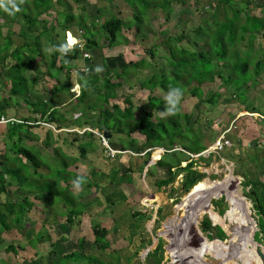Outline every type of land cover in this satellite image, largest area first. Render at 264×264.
Instances as JSON below:
<instances>
[{
  "label": "rangeland",
  "instance_id": "obj_1",
  "mask_svg": "<svg viewBox=\"0 0 264 264\" xmlns=\"http://www.w3.org/2000/svg\"><path fill=\"white\" fill-rule=\"evenodd\" d=\"M34 1L35 0H25V3L21 5V12L17 13L15 16H6L4 18V21L9 23L8 27L11 32H8L5 29L1 30L0 28V73L5 72L8 74L10 72V70L3 71V69H1L4 61L3 57L8 54L7 52H9L10 49L12 52L16 47H18L20 53H17L15 56L12 55L10 58H15L14 62H18L19 66L21 64H29L30 67H26V69H23V67H13L11 69L13 70L12 74H16L18 72V76L21 78L25 77L26 72L35 71L36 76L34 80L25 77V83H23V81H18L17 87L19 89L26 88L30 91V93L39 95L40 98L43 95L42 99L50 97L48 98L50 100L46 107V109H49L52 106L51 103H53L52 98L63 96L65 99H71L72 96V94L68 93V90H66L67 88L61 94L56 93L58 92L60 85L57 82H63V80L61 79L62 76H60L61 72H59L58 67L57 69H50V58L52 52L49 53L46 51V49L52 47L49 42L52 40L54 43H59V45H61L67 40L68 44H73L70 42V32L73 37L80 39L82 43L84 41L80 37V31L78 30L80 23H84L88 26L92 22L93 18H98L100 21L103 20V17H110L111 14H115L123 21L130 19L129 21L132 22L131 16L134 11L130 9L131 7L128 8V6L121 0H80L79 2L76 0H61L60 2H54L51 9L41 12V10H38L35 7ZM249 2L251 3L250 8H252V15L256 14L257 16H262L259 9H256V6L260 5L264 2V0H249ZM50 4H52V1ZM98 9L103 11L104 15L100 14ZM133 9L136 10L137 8L134 7ZM214 10L215 4L210 1L184 0L183 4H177L174 7V12L169 16V18L159 8L154 11H149L145 16L140 33L134 35V29L128 32L124 31V35L128 37L130 41H133L128 45L118 43L109 47L105 44L104 40H102L103 37L100 39V36L97 35L96 38L99 43V48L96 50L93 49L86 51V53L90 56V59H82L80 56L76 60L68 61V63L63 61L64 64L69 67L68 72L70 71L72 73V77L69 73L70 81H72V84H78L79 89L77 88L78 90L76 91V94L80 90L84 89V95L86 96L73 100L74 103L79 104L77 106L78 108L73 109L72 101L70 105L62 108V110L67 109L68 112L73 115V110L82 111L86 114L89 113L88 111H91L94 108L96 109L95 106H100L104 99L103 97L101 99L100 96L105 92L103 80L104 77H107L110 74L109 71L114 69V71L118 72L123 65H129L131 62L138 61L141 58H146L149 61L151 57L149 58L148 55H145L144 49H150L152 48L151 46L154 45L155 48H152L154 57L151 58L152 60L150 59V64L143 66L136 71L129 67V73L126 78L124 77L126 80H124L121 87L113 91L115 99L111 100V103L117 104L120 108H123V100L130 97L134 105L133 113L137 117L139 115L138 109H140V105L144 103L147 95L149 94V91L140 88L139 81L150 77L154 71L158 74L162 69L165 71L167 70V59L170 58L167 49L162 43L166 41V36L180 37L182 33H190L198 25V23L201 22L204 23V25H208L205 24L206 20H209L210 14L213 13ZM219 11L221 12L222 9ZM69 13L74 16V22L68 31L61 29V25L64 21L65 15ZM26 18L29 20L28 22L43 21L41 19L46 20L45 30L42 28V23L37 24V31L39 32L38 41L40 43L38 45V49L35 48L37 43L34 39H32V41L30 40L28 45L21 46L23 41L20 40L18 31L20 29V24L23 25V27L25 26ZM10 23H12L11 26ZM16 23L19 24L16 25ZM25 30L27 31V29ZM34 30L35 28L29 32L34 33ZM95 30L96 27L94 28V31ZM43 31V35L40 34V32L42 33ZM40 35H42L41 39ZM10 38H12L11 45L8 44ZM245 46L246 44L243 42L241 49H244ZM206 48L207 44L201 43L197 47V52L201 50L204 51ZM254 49L258 51L256 53L257 56L261 57V53L264 52V32H261L257 39L254 40ZM30 51H36L37 58H28L26 56V52ZM9 55H11L10 52L8 56ZM37 55L39 57H43L42 60L45 61L40 62ZM58 58L60 59V54ZM8 60L9 59H7V61ZM35 60H38V62ZM95 65H102L105 68V71L98 74L99 81H97L95 85L88 83V87L83 88V81L81 80L82 75L80 74L84 73L88 66ZM31 67L33 68L31 69ZM37 67H40L42 70L41 72H43L44 75H39V70H35ZM28 68L30 69L28 70ZM46 69L47 72L45 71ZM38 76L44 78L46 77V81L48 82L41 81L37 78ZM111 76H113V78H111L113 83L115 81V77L113 74ZM88 77L89 75H87V81L89 82V80H91V76L90 78ZM4 81H7V79L0 78V88L3 87ZM55 81L56 83H54ZM212 86L214 87L215 85L208 84L203 87L207 88ZM34 88H37L38 90L35 91ZM159 92V88H155L153 91L154 95H161L164 97V94ZM108 97L110 98L109 95ZM239 98L242 104L245 105V108H254L260 114L256 111L251 112V110H249L250 113L258 114L264 117V84L263 88L260 89L256 87L255 90L250 91L247 95L242 97L240 96ZM37 99L38 98H36V100ZM42 101L43 100H39L36 108L30 107L32 109L31 111L34 112V110H38L42 113ZM240 105L241 103H239L237 97H232L230 99L225 97L224 94V96L219 99H213L212 105H201L197 99L192 98L182 103V109L193 112V116L190 121H197L198 123L196 122L195 124L196 127L201 125L200 130L202 133H205V139H203V141H208L212 132L206 128L205 124H207L210 120L216 123L217 119L221 116V114H223V111H231V109L236 106L239 108ZM108 108H111V105L108 106L102 104V110H107ZM94 113L95 115L98 114L96 110ZM246 113L248 112H246L243 107H240L237 116L233 121H236L237 117H247L250 121L252 120V122L255 123H244L240 127V131L243 130V134L240 133L239 130L236 134L234 131L229 130L230 132L224 136L221 144L219 143L221 145L220 150H215L213 153L209 154V156L206 155L202 158L198 157V164L196 168L199 173H197L199 178L196 179V185L190 190L185 189L181 173L176 174L174 179L175 181L167 188L158 189L155 186V181L157 179L154 176L156 174V166L157 168H160L161 166L163 168H167L168 165L176 166L179 158L181 159L182 156L179 153L172 154L166 152L161 157L163 158L161 163H156L152 169L151 164L148 163L146 165V161H148L146 158L147 155L141 156V153H137L139 150L135 147L124 145L122 141L127 140L128 136L126 137L125 135V137H119L115 134L117 132L114 131L109 132L111 135L109 137L111 142L109 141V143H107L112 149H118L122 152L121 154L117 153L114 158L109 157L108 150H103V148L106 147L103 145L102 140H100L97 136L93 138L87 135L85 136L86 139L84 137L83 140H81L78 135L75 137L77 141L70 147H67V144L63 142L65 135L56 134V137L58 138H55L54 140V136H52L54 134L51 132L52 135H48V130H45L46 135L43 137V140L38 139L34 135L31 136L32 140H35L38 143H43V147L46 148L51 146L52 143L54 145V141L59 146L69 148L65 156L62 157V159L66 161V166L63 167V162L60 159L59 161L57 158L53 161H48L53 159L52 151L49 149L40 150L34 147V145L30 146L25 144L21 133L26 134L27 131H25V126L21 125V127L16 129L12 140L16 143L15 148L18 149L17 152L19 154V158H23L20 149L24 147L39 161H41L40 165H42V167L47 166L48 169L46 171H42L43 169L38 168L36 169V173L33 174L29 168V163H27V165H29L28 168L24 169L21 164L18 166L23 169V171L16 174L14 178H7V182L9 184L14 181L18 187V196L15 198V201H20L26 211L28 208H33L35 205H38L40 208L32 212L31 215H29L31 212L30 210V212L25 216L19 212L17 213L18 216H15L13 210L15 211L16 208L12 209L9 205L5 207L4 204H0V213L5 214L4 217H0V235H4L0 241V251L10 255L11 259H9V262L11 260V263H14L15 261L20 264H35V261L23 262L18 258L20 254H24L25 257L29 256L26 254V245L28 244L34 251H36L34 259H38L40 263L47 264L48 262L46 259L50 251V246H48V238H43L46 233V235H50L49 242L55 245L53 248V251L55 252V259H59L65 253L68 254L76 252L79 249L77 245V243H79L78 239L83 238L84 243L78 252L86 254L85 256L92 255L95 258H99L100 264H103L104 262L106 264H146L145 259L147 254L153 251L157 246H159L162 250V264H221L217 263V260L213 257V255L207 252V244L219 245L220 243H227L228 241L225 230L222 229V237L215 231V227L219 226L215 223V214H219L222 211L221 215H225L230 207L226 195L230 196L229 200L231 199L232 202L235 198L234 201L236 204L243 205L247 216L246 220L249 224L251 232V240L255 246L261 247L263 251L264 246L254 242L253 240L254 234L258 231V216L253 211L251 204L244 196L242 183L247 178L264 181V136L262 134L264 124L262 123L263 121L261 122L260 118L255 116L248 117ZM140 114L142 113L140 112ZM8 116L21 118L17 113L9 114ZM74 119H78L81 123L86 120V118H79V116L73 118V120ZM115 119V121H117L116 116ZM113 120L114 119H112V121ZM90 122L91 121L88 123L90 124ZM93 124H95V122H93ZM121 125L126 127L125 122H122ZM133 126L136 127L137 123ZM102 128L103 126L101 129ZM85 129H75V131H78L81 134ZM228 129H230V126ZM244 129H248V131L245 133ZM49 130L55 131L50 128ZM137 134L138 133L132 134L130 137H134ZM220 135L221 134H219V136ZM91 139L94 141L95 139L98 140L95 142L93 141L89 147H86L88 153L86 152L85 157H87L86 155L90 153L91 156L87 158L89 160L91 159L92 162H86L85 164L84 161L78 160L79 157L77 156L79 155V151L77 145L81 143L78 141H87ZM140 139L141 137H137L138 142H140ZM256 140H261V142L258 143V147L254 144ZM211 144L212 143L209 144L210 148L213 146ZM7 145L11 147V143L9 141H7ZM231 148L233 149L231 150ZM146 149L140 150L139 152H143ZM255 155L257 157L256 162L253 161ZM6 157H8V154ZM75 161H80V163H75ZM98 163L102 164V167L96 168ZM255 163H261L262 166L256 167ZM91 165L92 168L98 169L97 171L102 170L105 165H108L109 175L107 178H104L103 181H98L100 179V175H97L95 172V174L92 175V178H90V176L88 178V176L84 175L87 178V183L83 186L82 192L76 193L72 189L71 185V180L75 178L74 172L79 173V175L86 174V172H84L85 169L87 171L88 166ZM119 165H123L122 171L119 172L125 177V173L130 174V172L128 173L127 171L136 170L138 173H141L144 169H146V173L149 174L152 169L154 175H151L150 178L145 177V181H143L141 174L138 175L137 178H140V181L134 179L131 185H122L121 188L122 191H124V194H119V192H121L120 185L122 181H117L118 186L115 184V181H109L110 178H113L111 177L113 171L112 168H116ZM108 167L105 168L106 173H108ZM57 169H59V171ZM161 172H163V174H161L162 177H166V173L163 169L160 170V173ZM161 175L159 177H161ZM132 177H135V175L133 174ZM185 177L186 174L184 175V179ZM227 177H230V179L228 180ZM137 191L140 192L138 196H136L138 193ZM41 196L43 197V204L39 201L34 203V200H39ZM9 197H11V195H9ZM67 200H71L74 203L77 211L82 213L86 211L83 215L74 218V223L71 227L65 223L66 216L64 210H67V206L70 205V201L67 202ZM213 201L218 202V205L214 206L212 204ZM0 202L2 203V200H0ZM182 203H186L187 207H191L193 209L197 204L210 206L211 212L209 214L206 210L197 212L194 214V220L190 222V213L186 212ZM26 211L23 212V214H25ZM49 213L54 216V219L58 221L57 223H62L61 227H58V224L55 222L53 223L56 225L55 227H58V229L54 232L52 229L53 226L49 225V221H47L43 227L40 226V221L47 217ZM19 216L20 220H18ZM228 217H236L233 209H231L228 213ZM170 218H173V222L167 224V221ZM204 220L209 222V227L214 230V233H211V230L209 231L206 226H203ZM92 224H101L108 228L106 241L109 248L103 252L98 250L93 245L94 235L91 231ZM114 225L117 226L116 229L114 228ZM39 230H42L43 233ZM36 231H39L36 233L37 235L35 234ZM28 232L33 233V235H30ZM11 235H20L21 239L27 237L28 241H19L20 243H15ZM62 235L67 237L69 241L67 240L68 242L65 243L61 242L63 240H60L59 237H62ZM215 237L219 240L215 239ZM11 245L15 248V251L13 248L12 250L10 249ZM18 247L20 250H25V252H20ZM231 260L235 264H239L238 259L233 258ZM84 261H79V263L74 264H86V261ZM229 262L230 261H228V263ZM2 263L6 264L7 262ZM63 264H72V260H64Z\"/></svg>",
  "mask_w": 264,
  "mask_h": 264
},
{
  "label": "trees",
  "instance_id": "obj_2",
  "mask_svg": "<svg viewBox=\"0 0 264 264\" xmlns=\"http://www.w3.org/2000/svg\"><path fill=\"white\" fill-rule=\"evenodd\" d=\"M51 1L52 4H50ZM60 1L61 0H35L34 2L35 7L38 10H41V12H44L51 9L54 2L56 3ZM76 1L79 2L80 0ZM121 1L124 2L128 8L131 7L130 9L134 11L131 16L132 22L129 21L130 19L123 21L115 14H111L110 17H103V20L100 21L98 18H93L92 22L88 26H86L84 23H80V25L78 24L80 37L84 41L83 51H90L93 49L96 50L99 48V43L96 38L97 35L100 36V39L103 37L102 40H104L105 44L109 47H112L118 43L128 45L133 41H130L128 37L124 35V31L128 32L134 29V35L140 33L145 16L149 11H154L159 8L169 18V16L174 12V7L177 4L184 3V0ZM207 1L215 4V10L210 14L209 20H206L205 24L208 25H204L202 22L198 23V25L190 33H182L180 37L166 36V41L162 42L164 47L167 49L170 58L167 59V70L165 71L162 69L158 74H156L157 72L154 71L150 77L141 79L139 81L140 88L149 91V94L147 95L144 103L140 105V109H138L139 115L137 117L133 113L134 106L130 97H127L123 100V103L125 104L123 108H120L117 104H112L110 109L108 108L107 110H102V104H107L109 106V100L115 99V94L113 91L122 86V83L124 80H126L125 78L129 73V67L136 71L139 68L150 64V59L154 57L152 50V48H155L154 45L151 46L152 48L150 49H144L145 55H148L149 58L151 57L149 61L146 58H141L138 61L131 62L129 65H123L118 72L114 71V69L109 71L110 74L107 77H104L103 80L105 92L102 94L100 93L101 99L102 97L104 98L101 105L98 107L95 106L96 109L94 108L93 110L88 111L89 113H86L85 117L86 120L81 123L82 126L89 125V127L96 128L98 130H100V127L103 126L108 130L113 129L114 132L126 133V137L128 136V139L122 141V143L130 147H135L137 150H143L146 148H162L165 150V153L169 152L172 154H181V159L179 158L176 166H167V171L170 176L166 179H156L155 186L158 189L167 188L170 186L174 182L173 180L178 173H181L182 177H184L186 174L183 185L186 190L192 189L196 185V179L199 178V173L196 168L198 161H192L190 156L185 155L180 151L174 150L175 147H179L181 150L194 155L206 150L207 147L210 146L209 144H213L218 139L219 134H221L224 129L228 128L230 123L237 116L240 107H243L245 111H256L251 107L250 109L245 108V105L242 104L239 97L247 95L248 92L255 90L256 87L260 89L263 88L264 52L261 53V57L257 56L256 53L258 51L254 49V40L257 39L261 32H264V2L256 6V9L258 8L262 14V16H257L256 14L252 15V8H250L251 3L249 0ZM134 7H136L139 11L137 9H133ZM221 9L222 11L220 12L219 10ZM98 12L104 15L103 11H100V9H98ZM41 20L43 21L28 22L29 20L26 18V24L24 26L25 28L21 24L20 28L21 30L22 28L27 29V32H29L30 30L36 28L37 24L42 23V28L45 30L46 20ZM73 22L74 16L70 13L66 14L61 25V29L69 31ZM95 27L96 30L94 31ZM43 33L44 31L41 34L43 35ZM26 34H22L21 36L26 37ZM42 35H40V39L42 38ZM28 38L29 36L27 34V39ZM30 38L35 40L37 43L35 48L38 49V45L40 44L38 41L39 35L33 34ZM32 39H28V41L23 43V46L28 45ZM243 42H245L246 46L244 49H241ZM49 43H51L52 47L59 46V43H54L52 40ZM65 43H67V41ZM201 43H206L207 48L204 51L201 50L197 52V47ZM8 44L10 45L11 43L8 41ZM71 48L72 51H70L64 58L67 61L76 60L83 53V51L77 47L73 48L72 46ZM17 53H20L18 47H16L11 54L15 56ZM33 53L35 54L34 51H30L28 56L30 59H34L32 58ZM59 54V52L55 51L51 53V70L52 68L57 69L58 66L56 65V62L58 61ZM13 60H15V58H13ZM28 65L29 64H21L19 66L17 64L16 68L23 67V69H26ZM62 65L63 63L59 61L60 68ZM93 68L94 66H88L87 69ZM18 74L19 73L17 72L15 77L16 80L12 81L10 91L11 94L22 97L23 95L27 94V89H19L17 87V82L23 81V83H25L26 79L25 77L20 78ZM112 74L115 77V81L113 83L111 81V78H113V76H111ZM81 75L84 76L86 73H81ZM87 75H89L88 78L91 76V80L88 82L89 84L95 85L96 82L99 81L98 74L94 73V71ZM208 84H214L215 86L207 88L203 87L204 85ZM169 86L181 87L184 91V97L181 101L180 111L176 116L161 118L159 112L164 110V97L161 95H154L153 91L155 88H159L160 92H162V94L165 96ZM84 94V89H82L77 99L86 96ZM224 94L225 97L230 99L232 97H237L241 105L239 108L236 106L235 108L231 109V111H223V114H221V116L217 119L216 123L211 120L208 121L205 126L210 132H212V134L208 141H203V139H205V133L201 132V125L196 127L195 124L197 121H190L193 116V112L182 109V103L194 98L197 99L201 105H212L213 99H219L223 97ZM37 105L38 103L36 105H32V107L36 108ZM42 107L43 112L41 114L43 120H45L48 124H51L55 129H60V123L63 121V118L57 115V110L54 109L52 111H48L46 110V106ZM95 110L98 112L97 115L94 113ZM140 112L142 114H140ZM1 113H3V111L0 108V114ZM82 114L84 115V112H82ZM115 116L117 117V121H115ZM112 119L114 120L112 121ZM89 121H91L90 124L88 123ZM76 122L79 121L77 120ZM93 122H95V124H93ZM122 122H125L126 127L121 125ZM246 122H251L252 124L255 123L252 122V120L250 121V119L247 117H239L235 122H233L235 128L234 130L237 131L239 128V132L243 134V130L240 131V127ZM135 123H137L136 127L133 126ZM19 127H21V124L9 126L8 128L10 130V135L14 136L16 129ZM35 127L48 130V135H52V131L47 127L38 125L34 127L25 126L27 131ZM244 131L246 133L248 129H244ZM135 133L138 134L134 137H130ZM262 134L264 136V129ZM89 136L91 137L92 134L89 133ZM137 137H141L140 142H138ZM76 141L77 139L74 138L73 142ZM92 141L93 140L91 139L90 142H82L78 144L79 155L77 157H85L87 152L86 147H89L90 144L93 143ZM109 141L111 142V139H109ZM259 142H261V140H256L254 144L258 147ZM232 149L233 148H231V150ZM20 152L23 157L29 160L31 159L33 164L37 160V158L24 147L20 149ZM54 152L56 155H58L59 152L57 147L54 148ZM157 153L158 151L153 152L150 155V159L146 161V164H150L152 158L157 159ZM65 154L66 153L59 154V159L63 162V167L66 166V161L62 159ZM256 158L257 157L255 155V158L253 159L254 162H256ZM162 160L163 158H160L157 163H161ZM155 163L156 161L154 164ZM255 164L256 167L262 166L261 163ZM34 168L32 173H36ZM57 170L59 171V169ZM174 170H176L175 173L172 172ZM21 171L23 170L18 168L15 173L18 174L21 173ZM4 175V173H0V195H4L6 193L7 186H9V183L3 179ZM74 175L76 177L79 175V173H74ZM242 185L244 188V196L251 204L253 211L258 216V231L254 234L253 240L254 242L264 246V181L247 178L242 183ZM226 197L230 205L229 210L225 215H219L222 214V211L219 214H215V223L225 230L228 241L227 243H220L219 245L207 244V252L213 255V257L217 260V263L221 264H235L231 260L233 258L238 259L239 264H264V252L262 251L261 247L255 246L251 240V232L249 224L246 220L247 216L245 214L243 205L236 204L234 201L235 198L233 199V202L231 199L229 200V195H226ZM68 201H70V205L67 206V210H64L66 216L65 223L71 227L74 223V218L83 215L86 211L84 213L77 211L75 209L76 206L74 203L71 200H67V202ZM212 204L217 206L218 202L213 201ZM7 205H9L12 209L17 207V210H13L15 216H18V212L24 215L23 212L26 211L25 207L15 200H5L4 206L6 207ZM182 205L186 212L190 213V222L194 220V214L197 212L202 210H206L208 214L211 212L210 206H203L202 204H197L194 209L187 207L186 203H182ZM231 209L234 210L236 217H228V213ZM4 215V213H0V217H4ZM18 220H20V216ZM172 222L173 218H170L167 221V224ZM203 226H206L209 231L211 230V233L214 231L209 227V222L207 220L203 221ZM219 226L215 227V231L222 237L223 232ZM116 227L117 226L114 225L115 229ZM91 231L94 235L93 245L102 252L107 250L109 248L106 241L108 228L101 224H92ZM60 237V240L67 238L63 235L61 238ZM78 242L79 243H77V245L79 249L76 252L65 254L59 259L54 258L55 252L53 251V244H51L46 260L49 262V264H63L64 260H72V264L79 263V261L84 260L86 261H84L86 264H100L99 258H95L92 255L85 256L86 254L79 253L78 251L81 249L84 239L79 238ZM12 248L13 246L11 245L10 249L12 250ZM13 250L15 251V248H13ZM29 261H35L34 263L40 264L38 260H33L32 258L24 260V262ZM228 261L230 262L228 263ZM145 262L146 264H162V250L159 248V246L147 254Z\"/></svg>",
  "mask_w": 264,
  "mask_h": 264
},
{
  "label": "crops",
  "instance_id": "obj_3",
  "mask_svg": "<svg viewBox=\"0 0 264 264\" xmlns=\"http://www.w3.org/2000/svg\"><path fill=\"white\" fill-rule=\"evenodd\" d=\"M6 16H8L9 17V15L8 14H6V12H4V11H2V10H0V28H1V30L2 29H5V30H7L8 32L10 31V29H9V27H8V25H9V23H7V22H5L4 21V18L6 17ZM2 21H4V22H2ZM12 25V23H10V26ZM16 25H18L17 23H16ZM1 30H0V32H1ZM35 32L34 33H31V32H27L24 28H22V30H21V28L19 29V31H18V35H19V38H20V40H22L23 41V43H25L26 41H28V39H32V38H30L33 34L35 35V34H37V35H39V32L37 31V27L35 28V30H34ZM11 32V31H10ZM24 35V34H28V36H29V38L27 39V34H26V37H22L21 35L22 34ZM21 34V35H20ZM40 34H41V32H40ZM71 37V40H70V42H72V40L73 39H75V37H73L72 35L70 36ZM75 41H76V43H77V40L75 39ZM9 42L12 44V38H10L9 39ZM23 43H22V45L21 46H23ZM10 44V45H11ZM70 44V43H69ZM70 45H75V44H70ZM9 52H10V54L12 53L11 52V49L9 50ZM9 52H7L8 54H9ZM29 53L30 52H26V56L28 57L29 56ZM8 54L7 55H5V57H3V65H2V68L1 69H3V71H6V70H10V72L8 73V74H6L5 72H2V73H0V78L2 79V78H6L7 79V81H4V85H3V87L2 88H0V90H1V99H0V108L2 109V111H3V114H6V115H9V114H15V113H17V114H19V116L21 117L20 119H24V118H26V117H31V116H33L32 114H31V108H32V105H36L38 102H39V100H43L42 101V103H41V105L42 106H46L47 107V104H48V102H49V100L50 99H48V98H50V97H48V98H44V99H42L43 98V95L41 96V98H40V96L39 95H37V94H33V93H30V91L27 89V94L26 95H23L22 97H20L19 95L17 96V95H14V94H11V91H10V88H11V86H12V81H15L16 80V74H12L13 73V70H11L13 67L15 68L16 67V65L18 64V62H14V60H13V58H10L11 56H12V54L11 55H9L8 56ZM38 56V55H37ZM42 56V55H41ZM39 57V56H38ZM23 58V57H22ZM29 58V57H28ZM32 58H37L36 57V51H35V54L33 53V56H32ZM7 59H9L8 61H7ZM43 59V57H39V60H40V62L41 61H45V60H42ZM36 62H38V60H35ZM50 61H51V59H50ZM9 64V65H8ZM57 66H58V69H59V72H61L60 73V76H62V80H63V82H57L58 84H60L59 85V90H58V92H56L57 94H61V93H63V91L66 89V88H70V87H72L71 86V84H72V81H70V79H69V75L71 74V77H72V73L69 71L68 72V70H69V67H67L66 65H62L61 66V68L59 67V59H58V61H57ZM6 65H8V66H6ZM39 65V64H38ZM42 65H44V64H42ZM45 66V65H44ZM3 67H6V68H3ZM27 67H30L29 65L27 66ZM33 67H31V69H32ZM51 68V67H50ZM30 68H28V70H29ZM35 70L36 71H38L39 70V75H41V74H43V72H41L42 70L40 69V67H37V68H35ZM46 72H47V69L45 70ZM44 71V72H45ZM62 73H64V74H62ZM70 73V74H69ZM44 75V74H43ZM2 76V77H1ZM35 76H36V72L34 71V72H32V71H29V72H26L25 73V77H28V79H31V80H34V78H35ZM59 77V76H58ZM37 78H39L41 81H45V82H48V81H46V77L44 78V77H37ZM26 79V78H25ZM5 80V79H4ZM40 80H38V81H40ZM54 83H56V81L54 82ZM74 85V84H73ZM34 90L36 91V90H38L37 88L35 89L34 88ZM33 90V91H34ZM67 90V89H66ZM69 93V92H68ZM36 98H38L37 100H36ZM44 100H46V101H44ZM111 100H113V99H111ZM111 100H109L110 101V103H109V105H112L113 103H111ZM52 101H53V103H51V107L49 108V109H46V110H48V111H52V110H57V112H58V116H61L63 119V121L60 123V125H61V128L59 129V131H52V133L54 134V135H52V136H54V140H55V138H58V137H56L57 135L56 134H58V135H60V134H62V135H65V138H64V140H63V142L65 143V144H67V147H70V146H73V144L75 143V142H73V139L76 137V136H78L81 140H83V138L85 137V136H87V135H89V133H86V131H88L90 128H89V125H81V122L78 120V119H74L73 120V118H76L77 116H79V118H81V117H83V118H85L86 117V114H85V112H84V115L82 114V111L80 112V111H78V110H73V115H72V113L70 114V112H68V110L67 109H65V110H62V108H65L67 105H70L71 104V102L73 101L72 100V97H71V99H65V98H63V96H57L56 98H52ZM69 101V102H68ZM79 104H76V103H74V101H73V105H72V107H73V109L74 108H78L77 106H78ZM104 105H107V104H104ZM125 105V104H124ZM134 106V105H133ZM31 107V108H30ZM110 109V108H109ZM60 110H62V111H60ZM36 111V113L37 114H40L39 113V111H37V110H34V112ZM77 111V112H76ZM111 111V110H110ZM33 112V113H34ZM69 119V120H68ZM79 121V122H76V121ZM66 121V122H65ZM102 127V126H101ZM85 128H87V129H85ZM104 128V127H103ZM102 128V132L103 131H107V133H109V132H113V129H110V130H108V129H103ZM75 129H77V130H82V129H85L84 131H83V133H79L78 131H75ZM101 129V128H100ZM10 130H9V128H7V127H5V126H2V125H0V173H4L5 175L3 176V179L5 180V181H7L9 178H14V176L16 175V170L18 169V168H20L19 166L22 164V168L24 169V168H28V166H29V168H30V170H31V172H32V170H33V168H34V170H36V169H38V168H41V169H43L42 171H46L47 169H48V167L47 166H43L42 167V165H40V162L41 161H39L38 159L34 162V164L31 162V159L29 160V159H27V158H25V157H20L19 158V154H18V149H16L15 148V142H13L12 140H13V137L14 136H11L10 135V132H9ZM25 131H27V130H25ZM64 132V133H63ZM75 132H78L79 134H76ZM119 137H122V136H124L125 137V135H126V133H120V132H117L116 133ZM35 136V137H37L38 139H40V140H43L44 138V136L46 135V131L45 130H43V129H39V128H31V129H29V131H27V133L26 134H23V133H21V136H23V139H24V143L25 144H27V145H30V146H32V145H34V147H36V148H38V149H49L50 151H52V156H53V159H51V160H48V161H53L54 159H56L57 158V160L59 161V154L60 153H66L68 150H69V148H65L64 146H59V145H57L56 143H55V141H54V145H53V143H52V145L51 146H49L48 148H46V147H43V143H38V142H36L35 140H32L31 139V136ZM61 135V136H62ZM60 136V137H61ZM111 136V135H110ZM40 137V138H39ZM94 137V136H93ZM85 139H86V137H85ZM7 141H9L10 143H11V147L10 146H8L7 145ZM94 141V140H93ZM92 141V142H93ZM95 141H96V139H95ZM94 141V142H95ZM78 142H90V140H87V141H78ZM98 144V143H97ZM58 148V155H56V153L54 152V148ZM77 147H78V145H77ZM78 151H79V149H78ZM79 153V152H78ZM88 153V152H87ZM8 154V157H6V155ZM72 156V155H71ZM87 157H89V156H91V154L89 153L88 155H86ZM163 155H161V156H159L157 159H154L153 160V162L151 161V168L153 167V166H155V164L160 160V158L162 157ZM87 157H84V158H79L78 160H80V161H84V163L86 164V162H92L91 161V159L89 160ZM147 158V157H146ZM148 159V158H147ZM80 161H75V163H80ZM156 161V163L154 164V162ZM23 162V163H22ZM27 163H29V165H27ZM120 163H121V161H120ZM119 163V164H120ZM154 165H153V164ZM122 164V163H121ZM19 165V166H18ZM147 165V164H146ZM98 167H102V164H100V163H98L97 164V167L96 168H98ZM106 167H108V165L106 166H104L103 168H102V170H100V171H97L98 169H94V168H92V165L91 166H88V169H87V171H86V169H85V171L84 172H86V174H83V175H86V176H88V178H89V176H90V178H92V175L93 174H97V175H100V179L98 180V181H103L104 180V178H107V176L109 175V167H108V173H106V171H105V168ZM125 167H128V166H125ZM149 168V167H148ZM22 169V170H23ZM113 169V171H112V176L111 177H113V178H110L109 179V181H115V184L117 185V181H122L121 182V185H120V188H121V186L122 185H124V184H126V185H131L132 184V181L135 179V180H137V181H140V178H137V176L138 175H140L141 174V176L143 177V181H145L146 179H145V177H148V178H150L151 177V175H154L153 174V172H152V169H151V172H150V174L149 173H146V169H144L141 173H138L136 170H130V171H127L128 173L130 172V174H126L125 173V175H126V177L122 174V173H120L119 171H122V169H123V165H119V166H117L116 168H112ZM164 170V172L166 173V177H162V175L161 174H163V172H161L160 173V170ZM40 171V170H39ZM133 172V174L135 175V177H132V172ZM95 172V173H94ZM173 173H175L176 172V170H174V171H172ZM7 173V174H6ZM74 173H76V172H74ZM90 173V174H89ZM33 174H34V172H33ZM143 174V175H142ZM161 175V177H159ZM158 180L159 179H166L167 177H169L170 175H169V173H168V171H167V168H163L162 166L160 167V168H157V166H156V174L154 175ZM8 178V179H7ZM109 178V177H108ZM17 179V178H16ZM227 179L229 180L230 179V177H227ZM18 180V179H17ZM185 179H184V177H183V180L182 181H184ZM19 181V180H18ZM106 181H108V180H106ZM173 181H175V180H173ZM118 186V185H117ZM134 187V186H133ZM19 190H18V187L16 186V184H15V182L14 181H12V183H10L9 184V186H7V188H6V193L4 194V195H0V200H2V202H5V200H7V199H9V200H15V198L18 196V192ZM138 193H139V191H137ZM124 194V191H122V188H121V192H119V194ZM137 193V194H138ZM137 194H136V196H137ZM9 195H11V197H9ZM44 195V194H43ZM96 195H97V193H96ZM3 197V198H2ZM21 198V197H20ZM43 197L41 196L40 197V199L39 200H34V203L36 202V201H39V202H41L42 204H43V199H42ZM17 201V200H16ZM18 203H20V204H22L20 201H17ZM33 202V201H32ZM40 207L37 205H35L33 208H30V210H31V212L29 213V215H31L32 214V212H34V211H36V209H39ZM16 210H17V207H16ZM29 210V211H30ZM1 211V210H0ZM26 213H27V211H26ZM42 216V215H41ZM47 221H49L50 223H49V225H51V226H53L52 227V229H53V232L54 231H56L57 229H58V227H61V225H62V223H57L58 221H56V219H54V216L52 215V214H48L47 215V217H45L42 221H40V226H44L45 225V223L47 222ZM56 223V224H58V227H55L56 225H54L53 223ZM37 225V224H36ZM35 225V226H36ZM34 226V227H35ZM37 228H38V226H37ZM43 230V229H42ZM42 230H39V231H41L42 233H43V231ZM39 231H36L35 232V234L37 233V232H39ZM28 233H30V232H28ZM45 233V232H44ZM30 235H33V233H30ZM37 235V234H36ZM35 235V236H36ZM50 236V235H49ZM49 236L48 235H46V233H45V236H43V238L44 237H47L48 238V246H50L51 245V243L49 242L50 241V239H49ZM2 237H4V235L2 236V234L0 235V241H1V238ZM11 237L13 238V240H14V242L15 243H20V242H26V241H28L27 239V237L26 238H24V239H21V237H20V235L19 236H12L11 235ZM51 238V237H50ZM69 241V239L68 238H66V239H64L63 241H61V242H63V243H65V242H68ZM20 241V242H19ZM42 245V244H41ZM19 246V245H18ZM43 246V245H42ZM54 246L55 245H53V248H54ZM44 247V246H43ZM18 250L20 251V252H22V253H24L25 252V250H20V248L18 247ZM9 251V250H8ZM26 251H27V253L26 254H28L29 256L28 257H25L24 256V254H20L19 256H18V258L20 259V260H22L23 262H24V260L26 259L27 260V258L28 259H31V258H29V257H33L32 259L33 260H35L34 259V257H35V255H36V251H34L28 244L26 245ZM63 253V252H62ZM66 254V253H65ZM64 254V255H65ZM15 257H17V256H15ZM41 257H42V255H41ZM9 259H11L10 258V255L9 254H7V253H5V252H3V251H0V264H3L2 262H7L6 264H20V263H18V262H15L14 261V263H11V260H10V262H9ZM12 260H13V258H12ZM38 260V259H37ZM39 261V260H38ZM47 261V260H46ZM45 261V262H46ZM48 262V261H47ZM40 263V262H39ZM24 264H27V263H24ZM36 264V263H35ZM38 264V263H37ZM40 264H44V263H40ZM47 264H49V262L47 263ZM183 264H185V263H183Z\"/></svg>",
  "mask_w": 264,
  "mask_h": 264
},
{
  "label": "clouds",
  "instance_id": "obj_4",
  "mask_svg": "<svg viewBox=\"0 0 264 264\" xmlns=\"http://www.w3.org/2000/svg\"><path fill=\"white\" fill-rule=\"evenodd\" d=\"M25 3V0H0V10H3L4 12H6L9 16H15L17 13H19V12H21V5H23ZM69 36H71V33L69 32ZM76 40H77V38H75ZM67 41V40H66ZM72 43L74 44L75 43V45H71L70 46V44H68V43H63V44H61V45H59V46H53V47H50V48H48V49H46V51L47 52H49V53H51V52H53V51H55V52H59L60 53V59H59V61H61L62 63H63V65H65L64 64V62L65 63H68V61L66 60V59H64L65 58V56H67L68 55V53L70 52V51H72V46H73V48L74 47H77V48H79L78 46H77V43H76V41L73 39L72 40ZM82 45L84 46V42H82ZM83 46H82V48H79V49H81L82 51H83ZM83 53H86V51H83ZM82 53V54H83ZM82 54H81V57H82ZM83 59V58H82ZM63 60H64V62H63ZM94 71V73H96V74H100V73H103L104 71H105V68L102 66V65H95L94 66V68L93 69H85V73H86V75H84V76H81V80L83 81V85H82V87L83 88H87L88 87V81H87V74H91L92 72ZM81 75V74H80ZM71 86L72 87H70V88H67V90H68V92L69 93H71L72 94V100H76L78 97H79V95H80V93H81V90L76 94V91L79 89L78 88V84L77 83H75L74 85L73 84H71ZM78 88V89H77ZM183 97H184V91H183V89L181 88V87H173V86H169V88H168V90H167V92H166V94H165V96H164V110L163 111H160L159 112V115H160V117L161 118H167V117H173V116H176L178 113H179V111H180V106H181V101H182V99H183ZM38 111V110H37ZM246 112H250V111H246ZM251 112H254V111H251ZM40 113V112H39ZM48 113V112H47ZM257 113H259V112H257ZM31 114L33 115V116H31V117H26V118H24V119H20V118H17V117H12V116H8V115H6V114H3V113H1L0 114V116H4V117H6V118H14L15 120H18V121H21V123L19 122V123H16V124H21V125H24V126H36V125H38V126H44V127H46L45 125H40V124H37V122H36V116L37 115H39V117H40V119L38 120V121H42V122H44L45 124H48L45 120H43V118H42V114L40 113V114H37L36 113V111L33 113L32 111H31ZM260 114V113H259ZM32 118V119H31ZM239 117H237V119H238ZM4 121L3 120H0V123H3ZM262 122V121H261ZM263 124H264V121L262 122ZM0 125H2V126H5V127H9L10 125H3V124H0ZM49 125H51V124H49ZM14 126V125H13ZM52 126V125H51ZM230 126V125H229ZM229 126H228V128H229ZM47 128H49V127H47ZM90 129L88 130V131H86V133H90V134H92V136L91 137H93V138H95L96 136L97 137H99L100 138V140H102V138L106 141V139H107V141H106V145H104L106 148H103V150L104 151H107L108 150V154H109V157H111V158H114L115 157V155L117 154V153H119V154H121L122 152L120 151V150H114V149H112L111 147H110V145L108 144L109 143V137H110V134L109 133H107V131H103L102 132V129H100V130H98V129H96V128H91V127H89ZM101 128V127H100ZM228 128H226V129H228ZM51 129V128H50ZM226 129H224L223 131H225ZM235 129V128H234ZM54 130L55 131H59V129H55L54 128ZM238 130H239V128H238ZM238 130L237 131H235V130H231V131H234V133L236 134L237 132H238ZM223 131H222V133H223ZM76 134H79L78 132H75ZM221 133V134H222ZM231 134V133H230ZM226 135V134H225ZM96 140H98V139H96ZM245 141V140H244ZM98 142H100V141H98ZM108 142V143H107ZM216 142V141H215ZM214 142V143H215ZM213 143V144H214ZM212 144V145H213ZM109 145V146H108ZM179 148V147H178ZM209 147H207V149H208ZM162 148H147L146 150H144L143 152H139V151H137V153H141L140 155L141 156H144V155H147V158L148 159H150V155L153 153V152H156V151H158V153H157V155H158V157L159 156H161L160 155V153H159V150H161ZM206 149V150H207ZM206 150H204V151H206ZM204 151L203 152H201V153H199V154H196V155H194V154H190V153H187V152H185V151H180L181 153H184L185 155H187V154H190V155H193V156H195L194 158H191L192 159V161H195V160H197L198 161V157L199 158H202L203 156H204ZM111 152H113V155H111ZM132 152V151H131ZM126 153H128V152H126ZM211 153H213V152H211ZM211 153H209V154H211ZM128 154H131V153H128ZM165 154V153H164ZM164 154H162V155H164ZM209 154H208V156H209ZM189 156V155H188ZM153 158L151 159V161L153 162ZM153 164V163H152ZM154 165V164H153ZM193 169V168H192ZM191 169V170H192ZM230 175H231V173H230ZM87 183V178L84 176V175H78V176H76L75 178H73L72 180H71V185H72V189L76 192V193H79V192H82L83 191V186L85 185ZM193 189V188H192ZM210 202V201H209ZM0 204H4V202H0ZM30 210V209H29ZM29 210H27V213H29L30 211ZM27 213H25L24 214V216L27 214ZM219 215H221V214H219ZM10 218V217H9ZM221 228V227H220ZM222 229V228H221ZM219 240V239H218Z\"/></svg>",
  "mask_w": 264,
  "mask_h": 264
},
{
  "label": "built area",
  "instance_id": "obj_5",
  "mask_svg": "<svg viewBox=\"0 0 264 264\" xmlns=\"http://www.w3.org/2000/svg\"><path fill=\"white\" fill-rule=\"evenodd\" d=\"M77 46L79 47V48H82V43H81V40L80 39H77ZM82 58L83 59H90V56L87 54V53H83L82 54ZM246 115L248 116V117H258V118H260L261 119V121H264V117L263 116H261V115H258V114H254V113H250V112H248V113H246ZM36 122H37V124H40V125H45L46 127H49V128H51V129H53L54 130V127L53 126H51V125H49V124H45L44 122H42V121H38L39 119H40V117H39V115H37L36 116ZM0 120H3L4 122L3 123H0V124H3V125H10V126H13L14 124H16V123H21V121H18V120H15L14 118H6V117H4V116H0ZM233 122H235V121H233ZM231 130H234V125H233V123L230 125V129H226L225 131H223V133L218 137V139H217V141L213 144V146L210 148L209 147V149H208V151L206 150V151H204V156H206V155H208L209 153H211V152H214L215 150H220L221 149V141L223 140V138H224V136H225V134H227V133H229ZM102 142H103V144L104 145H106V141L102 138ZM220 143V144H219ZM174 150H177V151H182L180 148H177V147H175V149ZM159 153H160V155H162V154H164L165 153V150L164 149H161V150H159ZM111 155H113V152H111ZM187 155H189L191 158H194L195 156H193V155H190V154H187Z\"/></svg>",
  "mask_w": 264,
  "mask_h": 264
},
{
  "label": "water",
  "instance_id": "obj_6",
  "mask_svg": "<svg viewBox=\"0 0 264 264\" xmlns=\"http://www.w3.org/2000/svg\"><path fill=\"white\" fill-rule=\"evenodd\" d=\"M215 239H218L217 237H215ZM264 251V250H263Z\"/></svg>",
  "mask_w": 264,
  "mask_h": 264
}]
</instances>
